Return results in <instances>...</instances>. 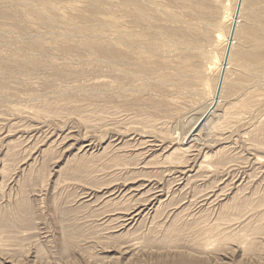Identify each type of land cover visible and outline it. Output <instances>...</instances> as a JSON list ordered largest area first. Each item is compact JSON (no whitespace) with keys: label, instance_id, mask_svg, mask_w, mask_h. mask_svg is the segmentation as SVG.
<instances>
[{"label":"rangeland","instance_id":"rangeland-1","mask_svg":"<svg viewBox=\"0 0 264 264\" xmlns=\"http://www.w3.org/2000/svg\"><path fill=\"white\" fill-rule=\"evenodd\" d=\"M234 2L0 0V264H264L261 0L238 20L261 63L231 58L183 141ZM119 24L150 43H120Z\"/></svg>","mask_w":264,"mask_h":264},{"label":"bare ground","instance_id":"bare-ground-1","mask_svg":"<svg viewBox=\"0 0 264 264\" xmlns=\"http://www.w3.org/2000/svg\"><path fill=\"white\" fill-rule=\"evenodd\" d=\"M180 1H187V0H180ZM257 1H260V0H235V2L233 3L234 5H233L232 11H231V13L229 15L230 16V18H229L230 20H229L228 27H227V30H226V33H225V38L223 37L224 38V40H223L224 41V46H223L222 53H221V58H220V61H219L220 69H219V72H218V76L216 77L217 79H216V84H215L213 96L211 98L210 103L207 104L206 108L203 110V112L201 113V115L196 120H194L195 122L187 130L186 134H184L183 141H188L191 137H193L199 131V128H201L200 126L206 121V119L208 118V116L210 115V113L213 112L212 109L214 108V106H215V104L217 102V99L220 97L221 92L223 91L224 86L228 84V82L225 81V75H226L227 65H228L229 61L231 60V58L234 57V59L237 60V61L248 62L250 65H255L257 63H261V61L258 58L249 56L246 53V51H245L244 44L247 43L253 37V32L251 31L250 26L248 25L249 23H247V24H244L243 23L242 25H240V23L238 24L239 17H240V15H241V13H242V11L244 9L243 7H245V9H246V6H247V10H249L250 12H252V5L258 4ZM261 1H262V3L264 2V0H261ZM245 3H247L248 5H245L244 6ZM188 14H189V16L195 17V15L192 14V13H190V12L187 13V15ZM131 17L133 18L132 20H134L137 23L136 25L140 26L139 27L140 29L142 28L144 30L145 28H147V27L148 28L149 27H153V25H154L153 24L154 18L152 16L144 13L142 10L138 9V7H137L135 13ZM178 21H180V20H178ZM188 24L190 25V23H188ZM143 26H145V28H143ZM186 26H188L187 23H186ZM117 27H118V29H116V33H117L116 35L119 36L118 38H119V42L120 43H124V40L125 41L127 40L126 39V35H128L129 37L131 36L130 38H134V39H132L133 40L132 41V46H137L138 44L140 45V43L141 44H144V45H147V44L150 43L147 40L148 37L144 39L143 36H145V35L142 36L140 34V32H139L140 37L143 38L145 41L146 40L147 41L146 42L145 41L142 42L143 40L142 41L141 40H138L140 38V37L137 38L139 35L135 34V32L131 29V27H130L131 30H127L123 24H119V26H117ZM135 31H137V30H135ZM145 31H144V33H145ZM144 33H142V34H144ZM222 33H223V31H222ZM238 34H240V38L243 40V45L242 46L240 45L239 47H236L233 44H234V40H235V38L237 37ZM214 38H215V43L218 42V40L221 38L220 31L217 32V34L215 35ZM151 40L152 39H150L149 41H151ZM86 46L89 49H91V50L93 48L98 49L97 51L100 53V55L102 57H106L107 56L106 53H105L106 52L105 51V48H104L106 45L101 48V46L100 47L99 46L96 47L95 44L86 43ZM111 46L113 47L114 45H111ZM118 46H120V45H118ZM127 46H129V45H127ZM116 48L119 49V47H115V49ZM107 49L109 50L108 47H107ZM128 49L129 50L130 49L132 50L131 47L128 48ZM116 50H114L117 53V54H115L116 55V58L117 59H121L122 63L126 64V62H128L126 60L128 59V57H130V56H128L126 54L127 50H125L126 52L124 51V48H123V51L121 50V52H118V51H120V49L117 50V51ZM109 52H111V51H109ZM115 55H113V56L115 57ZM28 62L29 61H27V63ZM34 62H35V60L31 61V64L33 63L32 65H35ZM124 64H123V66H124ZM232 86H233V82H230L229 83V87H232Z\"/></svg>","mask_w":264,"mask_h":264}]
</instances>
